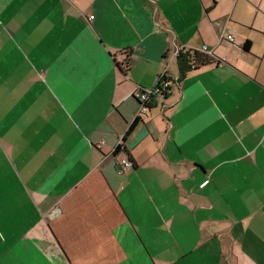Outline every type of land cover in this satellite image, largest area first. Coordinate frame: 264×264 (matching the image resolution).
Returning a JSON list of instances; mask_svg holds the SVG:
<instances>
[{
    "label": "crops",
    "instance_id": "1",
    "mask_svg": "<svg viewBox=\"0 0 264 264\" xmlns=\"http://www.w3.org/2000/svg\"><path fill=\"white\" fill-rule=\"evenodd\" d=\"M222 1L0 0V264H264V0Z\"/></svg>",
    "mask_w": 264,
    "mask_h": 264
},
{
    "label": "built area",
    "instance_id": "2",
    "mask_svg": "<svg viewBox=\"0 0 264 264\" xmlns=\"http://www.w3.org/2000/svg\"><path fill=\"white\" fill-rule=\"evenodd\" d=\"M236 1V0H234ZM220 43H225L229 45H234L233 35L229 32H224L220 37ZM193 52V51H192ZM197 53L208 56L209 58H214L212 51H209L207 46H204ZM180 54V50L177 51L176 56ZM179 83V79L169 80L165 74L161 75L158 79L157 85L150 90L139 89L135 91L134 98L139 103V116H145L149 113L150 109L158 104L159 101L165 102L168 98H170L173 93L175 86ZM166 107L163 104V108ZM101 147V146H99ZM134 167L133 162L129 159H124L121 163L122 170L132 169ZM208 184V181L203 183L201 186L204 188Z\"/></svg>",
    "mask_w": 264,
    "mask_h": 264
},
{
    "label": "trees",
    "instance_id": "3",
    "mask_svg": "<svg viewBox=\"0 0 264 264\" xmlns=\"http://www.w3.org/2000/svg\"><path fill=\"white\" fill-rule=\"evenodd\" d=\"M245 51H250V43L247 42L246 45H244ZM131 55L132 52L126 53V59L123 61V67L125 69V72L127 73L130 69L131 65ZM180 69L185 71H191L196 70L200 67L210 66L213 64H221L220 61H216L215 58H209L208 56H205L203 54L197 53V52H185L180 51V54L177 56ZM139 119H136L134 123L131 125L130 130L131 131L135 125L138 123ZM123 148V145H119L116 149L115 153H119Z\"/></svg>",
    "mask_w": 264,
    "mask_h": 264
},
{
    "label": "rangeland",
    "instance_id": "4",
    "mask_svg": "<svg viewBox=\"0 0 264 264\" xmlns=\"http://www.w3.org/2000/svg\"><path fill=\"white\" fill-rule=\"evenodd\" d=\"M258 1H259V0H253V2H258ZM229 2L231 3V5H232V7H233L232 0H229V1H222V2L220 3V5H219L218 10H217L218 15H221V14H223V13H226L227 10L230 9V4H229ZM244 9H245V11H244V13H242L241 17H242V18H248V19H250V18H251V16H250V11L247 10L246 8H244Z\"/></svg>",
    "mask_w": 264,
    "mask_h": 264
}]
</instances>
